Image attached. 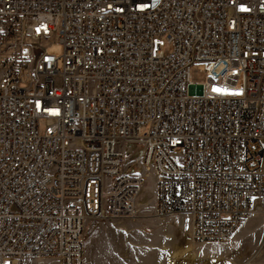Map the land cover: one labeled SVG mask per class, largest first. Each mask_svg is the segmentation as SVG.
<instances>
[{
	"label": "built area",
	"instance_id": "2783aa9c",
	"mask_svg": "<svg viewBox=\"0 0 264 264\" xmlns=\"http://www.w3.org/2000/svg\"><path fill=\"white\" fill-rule=\"evenodd\" d=\"M150 176L192 243L264 215V0H0V264H83Z\"/></svg>",
	"mask_w": 264,
	"mask_h": 264
},
{
	"label": "rangeland",
	"instance_id": "374dc122",
	"mask_svg": "<svg viewBox=\"0 0 264 264\" xmlns=\"http://www.w3.org/2000/svg\"><path fill=\"white\" fill-rule=\"evenodd\" d=\"M42 47L58 59L62 54L53 35ZM190 82L198 86L204 82L200 66L191 71ZM139 202L140 215L134 220H95L84 226L83 264H264L263 214L245 219L227 242L195 244L190 241L187 215H154L151 176L145 179ZM24 264L61 261L27 259Z\"/></svg>",
	"mask_w": 264,
	"mask_h": 264
},
{
	"label": "snow or ice",
	"instance_id": "6c2138e0",
	"mask_svg": "<svg viewBox=\"0 0 264 264\" xmlns=\"http://www.w3.org/2000/svg\"><path fill=\"white\" fill-rule=\"evenodd\" d=\"M140 7H141V9H143L144 7H146V5L141 4ZM240 8H241L242 11H247L248 10L243 4L240 5ZM119 10L123 11L124 9L121 8ZM37 31L39 32V29H37ZM45 59L47 60L48 57H45ZM212 90H213V92H217V93H219L221 91H227V90H222V89H220L218 87H213ZM235 94H238V93H235ZM37 106L39 107V102H37ZM47 111H49V112H51L53 114H57L59 110L58 109H47Z\"/></svg>",
	"mask_w": 264,
	"mask_h": 264
},
{
	"label": "bare ground",
	"instance_id": "6f19581e",
	"mask_svg": "<svg viewBox=\"0 0 264 264\" xmlns=\"http://www.w3.org/2000/svg\"><path fill=\"white\" fill-rule=\"evenodd\" d=\"M259 212L257 211L255 214H258Z\"/></svg>",
	"mask_w": 264,
	"mask_h": 264
}]
</instances>
